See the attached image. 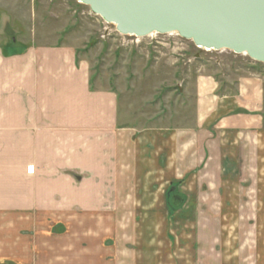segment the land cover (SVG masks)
<instances>
[{
	"label": "rangeland",
	"instance_id": "1",
	"mask_svg": "<svg viewBox=\"0 0 264 264\" xmlns=\"http://www.w3.org/2000/svg\"><path fill=\"white\" fill-rule=\"evenodd\" d=\"M38 45L72 48L88 66L92 90L117 96L118 124L129 128L119 131L128 133L132 148H140L139 157L155 161L159 150L168 149L170 162L173 159L171 171L143 164L140 177L147 180L130 212L107 220L109 233L104 236L95 227L93 233L79 236V242L112 249V230L119 224L125 235L121 251L125 260L133 257L134 264H264L263 165L247 170L244 150H239L234 170L216 172L221 177L216 190L229 200L206 202L207 217L199 218L203 205L196 202V190L205 171L179 168L182 153L171 146L169 132L191 123L194 101L185 87L195 74L264 76V64L229 50L198 48L175 33L138 38L120 34L77 0H0V48L15 53ZM171 193L172 200L166 202ZM0 194L5 195L1 189ZM14 204L31 206L7 210L0 201V264H68L70 251L61 259L57 247L72 242L71 227L86 220L94 226L100 222L99 217L72 218L82 214L78 205L72 215H64V210L43 209L37 202ZM218 211L222 217L214 218Z\"/></svg>",
	"mask_w": 264,
	"mask_h": 264
},
{
	"label": "crops",
	"instance_id": "2",
	"mask_svg": "<svg viewBox=\"0 0 264 264\" xmlns=\"http://www.w3.org/2000/svg\"><path fill=\"white\" fill-rule=\"evenodd\" d=\"M88 72L70 47L38 45L15 53L0 48V189L5 193L0 201L7 210L31 206L14 204L21 200L64 210V215H72L78 205L82 214L72 218L99 217L100 222H75L72 242L57 247L61 259L70 251L68 264H134L133 257L124 259L119 224L112 230V249L84 246L78 237L95 227L99 235L109 233L107 220L128 214L142 197L140 187L147 180L140 177L143 164L171 171L173 159L168 149L159 150L155 161L139 157L140 148H132L128 133L119 131L129 128L118 124L117 96L92 90ZM185 91L193 95L191 123L180 132L166 131L171 146L182 153L179 168L205 171L196 202L203 205L199 218H206V202L229 200L216 190L221 181L216 172L234 170L239 150H244L247 170L259 164L264 171V76L259 72L232 79L198 72ZM219 212L214 218L222 217Z\"/></svg>",
	"mask_w": 264,
	"mask_h": 264
},
{
	"label": "water",
	"instance_id": "3",
	"mask_svg": "<svg viewBox=\"0 0 264 264\" xmlns=\"http://www.w3.org/2000/svg\"><path fill=\"white\" fill-rule=\"evenodd\" d=\"M77 1L120 34L175 33L198 48L229 50L264 64V0Z\"/></svg>",
	"mask_w": 264,
	"mask_h": 264
},
{
	"label": "bare ground",
	"instance_id": "4",
	"mask_svg": "<svg viewBox=\"0 0 264 264\" xmlns=\"http://www.w3.org/2000/svg\"><path fill=\"white\" fill-rule=\"evenodd\" d=\"M207 50V49H206Z\"/></svg>",
	"mask_w": 264,
	"mask_h": 264
},
{
	"label": "built area",
	"instance_id": "5",
	"mask_svg": "<svg viewBox=\"0 0 264 264\" xmlns=\"http://www.w3.org/2000/svg\"><path fill=\"white\" fill-rule=\"evenodd\" d=\"M138 38V37H137Z\"/></svg>",
	"mask_w": 264,
	"mask_h": 264
}]
</instances>
